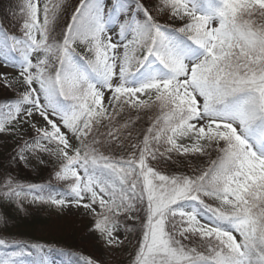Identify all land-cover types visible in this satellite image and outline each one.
Returning a JSON list of instances; mask_svg holds the SVG:
<instances>
[{
  "label": "snow or ice",
  "instance_id": "snow-or-ice-1",
  "mask_svg": "<svg viewBox=\"0 0 264 264\" xmlns=\"http://www.w3.org/2000/svg\"><path fill=\"white\" fill-rule=\"evenodd\" d=\"M64 11L20 0L0 20V67L15 72L0 83L16 93L0 102V135L19 138L13 160L52 162L62 185L5 175L0 199L82 208L108 248L136 233L130 264H264V0ZM0 264L55 262L40 243L0 236Z\"/></svg>",
  "mask_w": 264,
  "mask_h": 264
},
{
  "label": "trees",
  "instance_id": "trees-1",
  "mask_svg": "<svg viewBox=\"0 0 264 264\" xmlns=\"http://www.w3.org/2000/svg\"><path fill=\"white\" fill-rule=\"evenodd\" d=\"M20 0H0V20L6 24L13 22L12 13L17 11ZM16 20V25H18ZM16 93L3 87L0 83V102L5 97H14ZM147 127V118L141 114V119L136 122V129L139 131ZM137 133H133L135 136ZM10 136V135H9ZM135 142V140H133ZM13 146L9 144L6 148L0 147V180L5 175L16 177L17 182L28 185H45L46 191L51 188L59 191L62 185L53 180L49 166L40 165L37 172H33L21 161L13 160ZM119 154L123 155L124 150ZM192 164H206L207 160L189 161ZM165 169H183V162L173 165L171 162H161L159 165ZM36 205L37 208L33 206ZM47 203H33L31 197L24 198L23 194L19 201L0 199V236L23 240L31 243H40L45 246V253L48 257L55 254L66 263L82 264V256H91L88 245L80 243L81 235L91 227L92 218L62 217L58 219L57 210L51 211ZM6 221V223H5ZM54 223V225H53ZM136 238V233H134Z\"/></svg>",
  "mask_w": 264,
  "mask_h": 264
},
{
  "label": "rangeland",
  "instance_id": "rangeland-1",
  "mask_svg": "<svg viewBox=\"0 0 264 264\" xmlns=\"http://www.w3.org/2000/svg\"><path fill=\"white\" fill-rule=\"evenodd\" d=\"M49 2H54V0H49ZM78 3V0H63V4L65 6V11L61 17L62 21H66V18L70 17L71 11L74 8V5ZM65 13H68L67 17ZM18 27V25H16ZM15 30V29H13ZM0 72H10L13 75H15V72L12 69H6L3 67H0ZM34 135V133L29 132V136ZM29 136H25L24 139H28ZM9 142L13 145L15 148L16 144L19 142L18 137L9 138L7 135H0V146L6 147L9 145ZM44 159H48V157H44ZM23 163V162H22ZM26 167L31 168L33 171H37L39 165L41 164L38 160L33 159L31 163L25 164ZM45 166L51 167V174L53 177V180L56 183L61 184L58 182L54 177L53 169L55 165L52 162L44 164ZM50 210L57 209V212L59 213L58 219H61L62 217H68V216H74V217H81L84 219L90 218L91 216L86 215L83 211V209H76L74 207H65V208H59L56 206L49 207ZM54 225V223H53ZM90 229V228H89ZM89 229H87L80 237V243L87 244L90 252L94 254L98 258V264H130V259L134 251V245L136 243V238L133 235L134 233L127 236V239L124 241V243L116 248H108L105 247L102 241H98L93 235L90 234ZM123 235V233H122ZM55 262V264H63L56 260L55 258L51 259Z\"/></svg>",
  "mask_w": 264,
  "mask_h": 264
}]
</instances>
